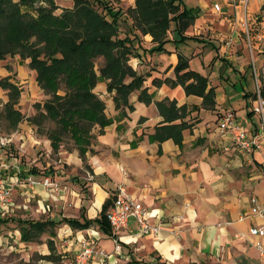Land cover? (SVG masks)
<instances>
[{
    "label": "crops",
    "instance_id": "obj_1",
    "mask_svg": "<svg viewBox=\"0 0 264 264\" xmlns=\"http://www.w3.org/2000/svg\"><path fill=\"white\" fill-rule=\"evenodd\" d=\"M184 2L198 8L197 16L183 31L189 37L181 40L171 23L166 30L165 49L149 50L157 43L149 32L143 34L142 41L147 49L134 41L138 55L128 62L145 78L141 87L129 92L128 103L117 105L114 89L107 90L105 80L97 81L94 89L104 100L111 122L102 130L98 125L92 128L84 160L75 146L67 149L60 143L54 150L50 138L31 119L36 112L34 103L48 95L38 85L36 71L28 65L29 58L19 54L0 58V77L8 76L20 88L14 106L22 113L15 122L5 117L3 104L9 99L8 89L0 86V137L7 138L3 158L9 163L4 172L6 181H15L19 175L60 177L54 179L60 183L58 191L39 183L14 184L11 194L19 190L26 195L24 202L12 198L0 215L13 216L15 209L22 206L46 213L47 217L21 218L58 221L53 226L54 235L42 232L46 234L48 250L46 239L50 236L55 245L54 237L62 225L79 242L89 237L92 244L101 242L104 246L103 240L111 239V249L112 237L96 225L73 228L61 219L81 220V214L97 216L110 192L123 184L150 209L151 221L163 222L157 234L139 233L133 220L117 232L122 247L117 252L124 253L131 262L264 264V255L258 248L245 236L236 235L247 234L252 225L264 224V148H238L217 129L218 117L227 108L233 109L236 120L245 128L262 129V111L257 105L260 98L264 100V38L256 39L253 47L249 45L239 3L221 0V10L216 11L210 0ZM249 13L254 34L264 35L262 0H253ZM186 70L205 77L202 91L197 86L186 89L188 83L196 82L195 76L180 80L179 75ZM25 145L31 149L41 145L48 153L56 152L60 155L57 171L63 173L66 165L74 171L82 169L85 174L81 178L86 184L79 179L67 182L58 173L41 169L39 162L24 161ZM79 185H89V199L80 196ZM97 190L102 191V197L96 205ZM254 197L263 214L253 212ZM71 201L76 213L51 211L53 206L65 208ZM111 205L110 202L106 215ZM17 231L20 234L18 228ZM49 253L50 250L41 257L49 259L44 257Z\"/></svg>",
    "mask_w": 264,
    "mask_h": 264
},
{
    "label": "trees",
    "instance_id": "obj_2",
    "mask_svg": "<svg viewBox=\"0 0 264 264\" xmlns=\"http://www.w3.org/2000/svg\"><path fill=\"white\" fill-rule=\"evenodd\" d=\"M134 3L122 9L113 0H72L71 6L55 12L59 7L56 0H0V58L14 54L29 58L28 65L35 69L38 85L48 95L42 102L34 103L36 112L31 119L50 138L54 150L68 135L84 160L93 137L92 128L98 125L102 130L111 122L105 113L104 100L94 89L97 81L105 80L107 90L114 89L117 105L128 103L129 92L141 87L145 78L128 62L138 55L134 41L143 47V34L149 32L152 41L157 42L149 50L165 49L166 30L171 23L180 39H185L189 36L183 34L184 28L198 13L197 7L188 6L184 0H134ZM100 57L102 62L97 63ZM191 76L196 77V82L188 83L186 89L197 86L202 91L206 80L198 72L186 70L179 78L184 81ZM0 86L8 89L9 99L3 104L5 117L18 121L22 113L14 104L20 88L8 76L0 77ZM45 119L52 120L54 125L44 129ZM6 145H0L3 151ZM50 177L60 179L55 174ZM77 179L86 184V180ZM115 197L116 187L93 218L81 214V220L74 217L61 220L73 228L94 224L115 238L106 215ZM10 220L16 222L25 242L39 239L46 230L54 235L53 226L58 222L0 215V225ZM46 242L50 253L44 257L50 259L55 255V245L50 236ZM132 262L143 264L136 259ZM159 263L156 260L152 264Z\"/></svg>",
    "mask_w": 264,
    "mask_h": 264
},
{
    "label": "built area",
    "instance_id": "obj_3",
    "mask_svg": "<svg viewBox=\"0 0 264 264\" xmlns=\"http://www.w3.org/2000/svg\"><path fill=\"white\" fill-rule=\"evenodd\" d=\"M253 0H227V2H236L242 5V26L245 29L248 43L251 47L255 44V40L263 39L261 33L254 34L249 13L250 3ZM212 7L216 11H220L222 4L221 0H210ZM264 7V0H262ZM260 89V86H259ZM257 108L262 111L263 126L261 130H250L245 128L236 120L233 109L227 108L223 111L217 120V129L223 137H228L235 146L244 150H262L264 148V100L259 99ZM7 142L6 137H0V145ZM9 163L3 158V149L0 147V210H5L12 203L11 189L14 184H43L52 187L54 190H59L60 183L52 179L48 175L42 178H35L32 175H19L15 181L7 182L5 178V170ZM255 205L252 210L255 213L263 214L262 209L256 204L257 200L253 198ZM108 220L112 227L116 250H120L121 244L117 232L120 229L127 227L131 220L136 221L137 231L141 234H157L162 228L163 222H153L150 220V209L140 200L136 199L130 192L126 190L123 184L116 185V197L113 204L108 210ZM174 233L176 229L171 228ZM237 236H245L247 240L258 248L259 252L264 255V224L250 226L248 233H237ZM257 237V238H255ZM109 256L107 252L100 248H94V244L82 242L79 251L75 255L77 264H88V259L91 255ZM92 255V256H93Z\"/></svg>",
    "mask_w": 264,
    "mask_h": 264
},
{
    "label": "rangeland",
    "instance_id": "obj_4",
    "mask_svg": "<svg viewBox=\"0 0 264 264\" xmlns=\"http://www.w3.org/2000/svg\"><path fill=\"white\" fill-rule=\"evenodd\" d=\"M59 7L55 10V12H59L62 7L64 6H71L72 0H56ZM134 3V0H113V4L115 6H119L122 9H127V7H131V4ZM135 4V3H134ZM134 6V5H133ZM124 25V24H123ZM122 25V27H123ZM204 34V33H203ZM208 34V33H207ZM102 62V57L97 59V63ZM63 92L62 90H60ZM43 128H50L54 125V122L50 119H45L43 121ZM3 129V128H2ZM1 129V130H2ZM5 131V130H2ZM63 147L67 149H71L74 147L73 140L70 136L65 135L62 141ZM25 151H23V160L34 164V162H39L40 168L47 171L50 169L54 171V173H58L62 178L64 177L67 182H74L77 178H81L84 175V170L82 169H75L69 165L64 166L63 173L57 171L55 167L57 158L60 156L56 152H47L45 148L41 145L40 147H34V149L30 146H24ZM21 154V153H20ZM36 157L35 161L33 158ZM61 158V157H60ZM47 162H49L47 164ZM62 163V162H60ZM77 182V181H76ZM89 185L84 186L81 188L79 185L78 190L80 191V196L89 199L92 196L91 191L88 188ZM25 194H21L19 190H16L12 198H14L17 202L21 203L24 202ZM40 196V195H39ZM102 197V191L97 190L96 197L94 200V204H98ZM34 201L30 202L33 205ZM69 203V204H68ZM65 208L59 206H53L52 210L53 213H61L65 215L74 214L77 212L76 207L71 202H68ZM61 207V208H60ZM59 208V209H58ZM17 210L13 217H22V216H29V217H47L46 213H37L36 211L26 210L22 206L20 208L15 209ZM14 210V212H15ZM63 226V225H62ZM59 226L57 229V233L54 237V242L56 246V254L53 258L45 259L41 256L49 252L44 240L46 237L45 233H42L39 239L36 241L31 242H23L20 240V234L16 228L15 221H8L0 225V264H77L75 255L79 251L82 242H89V237H86L85 240L78 241L75 237V234L66 233L64 228ZM102 239V238H101ZM101 239L99 241H101ZM113 239V238H112ZM103 243L104 246L99 244H94V248L103 249L105 252L109 254V256H101V255H91L88 259V264H132L130 259L126 257L124 253H118L115 248V241L113 239V247H111L112 242L111 239H104ZM122 249V247H121ZM98 262V263H97Z\"/></svg>",
    "mask_w": 264,
    "mask_h": 264
}]
</instances>
